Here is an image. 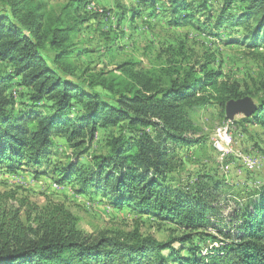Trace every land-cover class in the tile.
Returning <instances> with one entry per match:
<instances>
[{
  "label": "trees",
  "instance_id": "obj_1",
  "mask_svg": "<svg viewBox=\"0 0 264 264\" xmlns=\"http://www.w3.org/2000/svg\"><path fill=\"white\" fill-rule=\"evenodd\" d=\"M166 1L175 15L196 3L207 11V0ZM237 1L243 10L227 13ZM3 3L0 66L10 71L0 69V165H50L61 182L102 193L113 206L170 223L182 235L166 243L139 230L89 235L63 204L39 206L0 192V264H264V186L237 203L233 186L215 176L200 177L191 191L168 183L184 166L176 149L202 142L191 117L196 109L216 104L225 112L229 101L249 97L256 112L246 123L264 128V80L257 92L243 89L212 68L215 55L183 45L154 51L148 67L127 59L109 71H81L75 57L85 52L77 36L91 19L86 0H70L59 10L40 0ZM131 12L132 20L141 16L139 8ZM223 12L229 27H246L243 43L264 72V0H227ZM16 78L29 91L27 109L19 110L9 95ZM42 100L52 104V113L39 111ZM123 123L107 154L89 153L99 129ZM58 138L67 147L53 165ZM231 202L237 206L227 213ZM204 234L218 244L207 253L193 246Z\"/></svg>",
  "mask_w": 264,
  "mask_h": 264
},
{
  "label": "rangeland",
  "instance_id": "obj_2",
  "mask_svg": "<svg viewBox=\"0 0 264 264\" xmlns=\"http://www.w3.org/2000/svg\"><path fill=\"white\" fill-rule=\"evenodd\" d=\"M40 1L59 10L70 0ZM226 1L207 0L206 12L197 8L196 3L194 9H182L175 15L166 0H157L154 7H140V0H86L85 9L91 19L77 36L79 47L85 52L75 57L76 64L81 71L98 72L109 71L127 59H136L143 67H148L154 51L183 45L200 56L215 55L213 69H221L229 80L239 83L243 89L257 92L259 83L264 80V72L253 59L251 49L243 43V39L248 37L246 27H229L222 20L227 19V13L242 11L243 6L237 1L225 14ZM0 7H6L3 0H0ZM138 8L141 16L132 20V12L128 14V11ZM190 15L193 18L185 22L183 18ZM0 69L10 71L6 65H1ZM21 82L20 78L14 79L9 91L19 110L32 105L29 91L20 85ZM51 105L49 101L42 100L38 109L48 115L53 111ZM78 109L77 106L73 113ZM191 117L201 130L196 138L202 142L176 149L184 166L169 176L168 183L174 188L191 191L200 177L215 176L233 186L231 197L235 202L245 203L252 191L264 186V128L246 123L249 117L245 114H236L233 119H228L226 111L223 112L216 104L196 109ZM125 127L123 123L118 128L99 129L89 153L107 154L111 136L120 135ZM55 141L53 165L63 161L62 150L67 147L63 139ZM83 161L88 162L89 159L83 158ZM0 192L28 199L39 206L50 202L63 204L78 217L80 230L89 235L105 232L121 235L139 230L143 236H152L163 243L182 235L170 223L143 215L133 208L113 206L102 193L92 189L82 192L75 182H61L50 165L35 167L23 163L14 169L0 165ZM236 206L231 202L227 213ZM209 233L214 234L211 229ZM216 245L206 234L193 240V246L204 253ZM183 254L188 256L187 251Z\"/></svg>",
  "mask_w": 264,
  "mask_h": 264
},
{
  "label": "water",
  "instance_id": "obj_3",
  "mask_svg": "<svg viewBox=\"0 0 264 264\" xmlns=\"http://www.w3.org/2000/svg\"><path fill=\"white\" fill-rule=\"evenodd\" d=\"M256 112V105L249 98L231 100L226 105V114L228 119H233L236 114H245L250 117Z\"/></svg>",
  "mask_w": 264,
  "mask_h": 264
}]
</instances>
